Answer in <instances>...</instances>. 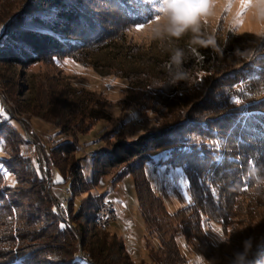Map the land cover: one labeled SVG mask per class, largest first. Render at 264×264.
Segmentation results:
<instances>
[{
  "label": "rangeland",
  "instance_id": "374dc122",
  "mask_svg": "<svg viewBox=\"0 0 264 264\" xmlns=\"http://www.w3.org/2000/svg\"><path fill=\"white\" fill-rule=\"evenodd\" d=\"M127 1L133 2V13L145 22L143 30L137 31L136 24L128 25L125 30L128 46H135L133 51L128 52L126 47L113 43L90 56L75 59L64 56L56 62L45 59L29 65L13 63L0 56V121L14 118L21 130L15 129L13 140L8 139L1 145L0 156L11 158L21 153L25 156V164L21 166L28 167L26 170L8 167L0 181L3 190L0 199V250L12 249V255H16L20 249L35 248L40 241L34 240L32 233L40 234V239H49L48 236L54 235L53 231L57 232L60 217L74 230L75 242L84 257H91L88 251L90 241L94 247H109L118 243L123 246L120 254L116 252L117 244L115 250L104 251L110 254L109 259L118 254L129 264H153L151 254L159 249L160 238L149 231L145 222L134 174L118 175L122 167L120 164L94 175L92 160L97 147L111 146L121 137L133 140L167 131L169 110L163 108L159 112L153 109L151 99L146 98L148 84L141 79L133 81V77L129 79L121 72L116 73L117 69L124 72L141 64L144 68L145 63L167 55L168 62L165 64L171 69L178 65L172 63L169 54L181 41L191 47L193 45L192 51L200 61L201 52L194 44L201 38H212L217 43L222 39L228 42L237 39L236 50L215 56L210 61L213 63L210 70L200 72L196 83L186 87L189 90L177 94L176 100L185 102L190 110L206 104L217 79L225 72L255 64L258 58H264V39L260 36L264 33V23L253 18L257 9L250 7L243 16V25L232 30L240 10L239 0H233L230 11H226L228 0H218L210 7V14L200 19L198 32L188 30L180 36L155 33L154 29L164 21L155 20L153 8L163 5H154L149 0ZM22 2L0 0V32L5 24H11ZM99 6L107 10L111 8L106 7L105 2ZM156 14L162 15L161 12ZM149 18L151 22H148ZM140 55L145 58L142 62ZM75 90L96 92L104 98L109 116L98 119L92 126L83 123V119L90 118L87 114L94 105V101L86 99V104L74 107L77 118L82 121L81 127H63L59 123L58 112L64 118ZM84 108H87L86 113ZM68 141L76 146L75 152L64 153L61 148L58 149ZM151 155L154 160H149L145 168L153 189L171 212L178 211L192 199L184 171L180 165L155 163L161 156L158 151H152ZM79 162L85 165L83 168L89 172L92 182L76 190L72 197L68 181L72 167ZM37 170L42 176L39 180ZM40 182H44L45 186L41 187ZM97 197L101 198V204L112 201L116 206L117 219L108 228L99 225V211L96 218L89 217L93 215L90 207ZM77 203L82 205V215L74 213ZM50 205L56 206L60 216L52 213ZM257 207L252 208L254 218L251 224L240 222V213H235L225 224L218 220H206L203 230L207 241L205 245L195 233L180 234L178 241L186 264H236L237 254L240 253L245 255L247 263L249 255L258 248L252 246L261 241L264 233V204ZM73 223L75 226H71ZM217 228L223 230L222 235L216 231ZM51 257L54 258L53 255ZM90 264L95 263L90 261Z\"/></svg>",
  "mask_w": 264,
  "mask_h": 264
},
{
  "label": "trees",
  "instance_id": "16d2710c",
  "mask_svg": "<svg viewBox=\"0 0 264 264\" xmlns=\"http://www.w3.org/2000/svg\"><path fill=\"white\" fill-rule=\"evenodd\" d=\"M22 1L11 24H5L0 32V56L25 65L45 59L56 62L64 56L74 59L90 56L113 43L126 47L128 52L133 51L135 46H128L125 30L128 25L143 19L133 13V2L127 0ZM102 2L111 7L110 10L99 6ZM200 41L207 40L201 38L194 44L201 52L200 61L192 51L193 45L191 47L181 41L169 54L172 63L178 65L175 68L166 66L167 55L145 63L144 68L141 64L124 72L117 69L116 73L121 72L129 79L133 77V81L141 79L148 84L146 98L151 99L152 108L159 112L163 108L169 110V129L133 140L121 137L111 146L97 147L92 160L94 175L120 164L118 175L134 174L145 222L149 231L160 238L159 249L151 254L153 264H186L178 241L180 234L195 233L205 245L203 230L206 220L225 224L235 213H240V222L251 224L254 218L252 208L264 204V58H258L255 64L225 72L217 79L206 104L189 110L185 102L176 100L177 94L189 90L187 88L196 83L200 72L209 71L213 65L210 61L215 56L238 47L237 39L232 42L222 39L219 43L215 40L216 44L212 45ZM177 52L180 55L174 59ZM140 58V62L145 60L142 55ZM219 87L220 91L217 90ZM78 91L72 92L71 106L66 105L70 107L63 114L64 118L58 112L61 119L58 120L63 127H81L82 121L77 118L74 107L86 104V99L94 101V105L87 114L90 118L83 119V123L92 126L98 119L109 116L104 98L87 90H81L77 97ZM236 98L241 101L239 104L234 103ZM86 110L84 108V113ZM15 129L21 131L14 118L0 121V147L6 140H13ZM59 148L64 153L77 150L71 141ZM152 151L161 155L155 163L180 165L184 171L192 199L178 211L171 212L167 208L146 174V165L149 160H154ZM24 157L21 153L11 158L0 156V181L8 167L26 170L28 167L21 166L25 164ZM84 166L79 162L70 171L68 183L73 191L72 197L76 190L92 182ZM36 173L38 180L42 178L38 170ZM40 186L44 187V182H40ZM245 188L246 191L243 190ZM2 193L0 187V199ZM100 199L95 198L91 204L93 215L89 217L92 219L98 215ZM45 201L49 204L46 197ZM77 205L74 213L82 215V205ZM50 206L52 213L59 215L56 206ZM57 226V232L53 231L54 235L48 236L49 239H40V234L32 233L33 239L40 241L35 248L20 249L16 255H12V249L0 250V264H90V261L95 264H129L118 255L123 247L118 243V254L109 259L110 254L104 251L115 250L116 244L94 247L90 241L88 251L91 257H84L75 242L74 230L60 217ZM71 226H75L74 223ZM255 246L258 248L249 255L250 260L246 264H264V233L261 241L252 247Z\"/></svg>",
  "mask_w": 264,
  "mask_h": 264
},
{
  "label": "clouds",
  "instance_id": "9594fccd",
  "mask_svg": "<svg viewBox=\"0 0 264 264\" xmlns=\"http://www.w3.org/2000/svg\"><path fill=\"white\" fill-rule=\"evenodd\" d=\"M253 7L258 10L253 12V18L259 19L261 23H264V15H262L264 5L254 4ZM161 14L160 20H163L164 23L154 29L155 33L157 35L167 33L172 36H180L188 30L198 32L200 19L202 17L206 18L210 14V7L206 9L204 4L195 3L194 0H165L161 8ZM177 29L183 30L177 34ZM209 41H212L211 44L215 43L212 38L203 42L210 44ZM179 55L180 53L177 52L174 59L178 58ZM236 264H246V258L243 253L237 254Z\"/></svg>",
  "mask_w": 264,
  "mask_h": 264
},
{
  "label": "snow or ice",
  "instance_id": "6c2138e0",
  "mask_svg": "<svg viewBox=\"0 0 264 264\" xmlns=\"http://www.w3.org/2000/svg\"><path fill=\"white\" fill-rule=\"evenodd\" d=\"M195 3H202L205 5V8H209L211 7L214 3L218 2V0H194ZM149 3H152V4H160V5H164L165 3V0H149ZM233 3V0H228V3H227V8H226V11H230L231 10V5ZM239 4H240V10L237 14V19L235 20L233 26H232V30L235 31V29L239 26H242L243 25V16L244 14L246 13V11L253 6V4H260V5H264V0H239ZM161 8L162 7H159V8H153V14H154V18L156 21H159L160 20V15L159 14H156L158 12H161ZM262 15H264V10H262ZM148 22H151V18H149ZM207 22V20L205 21ZM145 27V22H138L136 23V30L137 31H140V30H143ZM183 29H177V34L182 31ZM260 36L262 39H264V33H260ZM200 43H204L203 41H200ZM209 43L211 44L212 41H209ZM66 63L68 61H65ZM241 101L239 100V98H236L234 100V103L236 104H239ZM243 190H247V188L243 189ZM216 231L218 233H221V235L223 234V230L222 229H219L217 228Z\"/></svg>",
  "mask_w": 264,
  "mask_h": 264
},
{
  "label": "bare ground",
  "instance_id": "6f19581e",
  "mask_svg": "<svg viewBox=\"0 0 264 264\" xmlns=\"http://www.w3.org/2000/svg\"><path fill=\"white\" fill-rule=\"evenodd\" d=\"M106 203H107V201H104L101 204L100 209H99V215H98V223L102 228H108L111 225V223L117 219V218H112V219L102 220L105 217V208L104 207H105ZM111 203L114 204L112 201H111Z\"/></svg>",
  "mask_w": 264,
  "mask_h": 264
},
{
  "label": "built area",
  "instance_id": "2783aa9c",
  "mask_svg": "<svg viewBox=\"0 0 264 264\" xmlns=\"http://www.w3.org/2000/svg\"><path fill=\"white\" fill-rule=\"evenodd\" d=\"M104 208L105 217L102 220L117 218V210L115 204H112L111 201H107Z\"/></svg>",
  "mask_w": 264,
  "mask_h": 264
}]
</instances>
